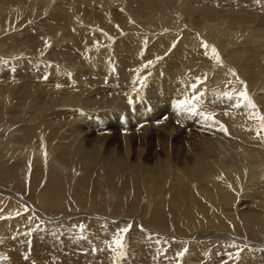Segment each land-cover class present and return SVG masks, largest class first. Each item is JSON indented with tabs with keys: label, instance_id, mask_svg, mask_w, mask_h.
I'll return each instance as SVG.
<instances>
[{
	"label": "bare ground",
	"instance_id": "6f19581e",
	"mask_svg": "<svg viewBox=\"0 0 264 264\" xmlns=\"http://www.w3.org/2000/svg\"><path fill=\"white\" fill-rule=\"evenodd\" d=\"M25 1L26 3L24 5V9L26 7V4L28 5L31 4V6L34 7L36 5L35 3L38 2V1L35 2V0L34 1L25 0ZM45 1L48 3L51 2V0H45ZM67 1L69 3L71 0H67ZM84 1H86L87 3L96 2L95 0H84ZM198 1L199 0H182L181 2H179V0H97L99 8H102L103 12L105 8L109 9L110 6H113V7L115 6V5H109V4L119 5V3L121 2L122 5L119 6V8H121L120 10L121 15L120 13L119 15L116 14L115 17H113L114 15H110L108 20H106L105 18V22H103L104 19L100 21L98 20V23L96 24H100L101 29L90 30L93 34L91 32H88L87 29H83L81 26L80 28L83 30L82 31L77 30L79 28H77L76 25H80L79 16L77 20V17L75 16L77 14H74L73 12L74 9H72L73 7H71V5L68 6L69 8H67L68 4L66 5V3L63 4L66 7L59 6L62 4L56 5V9H57L56 11H55V7H54L55 5H54L53 7H54L55 14L54 13L53 14L55 16V19L58 18L60 19V22H67L70 26V30H74L75 32L71 31L69 33L64 34V31H66L65 27L59 26L58 28H56L57 31L51 34V37H50V34H47L49 35L47 38L51 40L50 42L46 41L48 43L46 44L48 46L49 44H52L51 43L52 40H55V43L52 41L54 43L52 47L66 48L67 50L66 42L69 37V40L71 42L68 46L69 49L73 48L74 46L77 47L81 45V48L79 49V52H80L79 57L80 58L82 57V61L77 58L75 62L73 61L74 63H70L66 55L65 57H62L63 55L61 54L62 51L61 49H58V50H53L54 51L53 53L56 54L58 57H60V60L57 59L55 60L56 63H52L51 66L49 65V61H52L51 58L49 59V57H52V53L51 55L50 54L48 55L46 51H43L44 49L43 50L41 49L42 51L37 50L45 46V44L43 43V40L45 39L46 30H44L43 33L40 29H38L36 30V32H33V33L25 32L22 34H20L21 32L18 31V34L16 36L14 35L13 37H11V40H13L12 48L18 50L16 53H13L12 55V56L17 55V60L14 57L15 61H17V63L24 62V64L27 63L28 65H23V66H21L22 64L14 65V63L11 62L10 65H13V67L11 66V68L7 67V69L3 68L2 70H0V97L4 94L16 95L17 97L22 96L20 99H18V101L21 104L33 105L34 107L32 108V112L30 113L23 111V110L15 109V108L13 110H10V105L14 102V99H10V98H6L2 104V107H0L1 109V113H0V161H1L0 162V183H4L6 180L10 179L12 182L25 185L26 188H30V190H32L35 187H38L41 183H42V186L49 184L52 186L51 188L52 198L50 199L49 194L45 192L42 194V199H41L44 206L48 205L47 209L48 208L49 209L50 208L51 209H55V208L64 209L65 207H68L69 205L72 204L70 202L72 196L76 197L75 204L77 203V197L79 196L80 197L79 205L90 206L92 210L97 209L98 212H100V211H103L108 206L109 207L110 205L112 206V204L117 207L116 211L123 210L127 206H135L140 209L142 207L143 209L144 203L141 197L137 196V185L140 182V180H142V183H143L142 192L144 196L153 197L154 195H162L164 197H167L166 193H169L167 197L168 204L169 203L171 204V207L167 205L165 208L161 210H153L155 208L149 209L147 213H149L150 215H148L149 216L148 218L147 216L145 217L146 218L145 223L148 219L145 226H148V227L154 226V228L157 227L159 229H164L171 224H173L174 226H180L183 223H185V226L186 225L190 226L191 224L193 225V227H191V229H193L192 234L194 232V229L196 228L206 229L208 225L214 228L216 227L223 228L226 225L225 222L221 224H214L208 220L200 221L195 214L196 209H204L205 195L211 190V188L214 185H215L216 190L211 197L213 204H212V207L208 209V216L211 218V220L219 221V222H222L221 220L224 221L223 217L226 216L225 214L227 210L226 206L233 205L232 202H236L235 201L236 198L240 199V203L242 205H244V202H246L247 200V201L255 202V204H258L257 208L258 207H260V209L264 208V142L261 139L256 138L258 135L257 136L255 135L256 136L255 137L254 135L251 134V132L249 133V131L245 133L247 129L245 130V132H242L234 128L236 131L232 130L230 133H228L230 135L227 136L225 131H223L224 129L223 130L220 129V126H219L220 124L222 125V123L225 122L223 117H228L231 119V122H228L227 124H225L226 127H229L232 125L233 127L236 126L237 128L238 125L243 124L242 120H240V115H242L243 113L242 114L238 113L239 108L237 107L238 109L234 110L232 109V107H229L228 105H226L227 107L224 109L226 114L223 115L222 117L221 115L216 116L212 114L211 120L213 123L217 121L216 119L218 117H220L218 118L219 124L217 123L215 124L216 127L208 129L212 134L211 138L204 139L205 136L201 135L200 138H203L202 140H204V142L202 143L197 142L195 140L196 137H194V134L196 136L197 130L195 131L193 136L190 135L192 134V131L194 132L193 129L197 128L196 125H195L196 128L192 126L190 127V124L192 123H191L189 116H191L193 112H191L190 115L188 113H185V112H188L189 111L188 109L193 106L195 107V109H198V110H200L198 108V106L200 105L205 109H210V106H212L214 103L213 101L211 102V100L208 101V98L206 100L205 92L199 91L200 89H198L196 85V83L198 82L194 81V80H202L203 83L202 82L200 83H202L204 87H207L210 78L213 80H217L216 79L217 76L221 75L218 73L220 72V68H219V71L218 70L212 71L210 66L208 64H205V62L209 60L208 57H210V55H212V57L218 56L219 59L221 60H222V56L225 59L227 55H228L227 59H231V60L234 59L232 60L235 63L233 67L237 69V74L239 75V77H240V71L246 74L247 73L253 74L252 72L254 71L258 75L257 78L261 76V80L264 79L263 77L264 71L260 70L262 69V66L264 65V54L261 51L260 53H262V55H260L258 58L256 57V61H254V63L257 64L256 62H258L259 60L261 63H258V64L260 65H256L254 67L253 65L248 66V65H242L239 63V62H242L240 61V59L246 56V53L248 50L249 51L251 50V52H254V50H256L259 44H262V46L264 47V42L262 43L260 42V41H264V12H263L264 9L259 10V12H257L256 10H253L255 9L254 5L256 6L257 4L256 2H253L252 0H235L236 2L245 3L246 5H248L247 8H249V11L246 10L247 8L244 9V8H241V6L235 5V4L234 6H232L231 4V6H228V7L213 5L214 3H219L220 1H223V0H203L205 2L204 8L198 9V15L203 16V19H201L203 20V23L201 25H198L199 27L196 26L195 30L197 29L196 30L197 32H200V31L202 32L204 29H206L208 31L212 30L213 32V30L215 29L217 32H219V35L220 33L225 35L223 38L216 41V46H217L216 48L218 49V51L215 50V53H213L212 48L207 45L208 40L205 39L206 35L209 33H206V35L204 36L205 40H201L202 37H199L198 35H195L193 32L191 33L189 31L188 32L184 31L182 33L181 32L176 33L172 31L171 34H168L167 36L165 35V37H163L162 34L157 33L158 34L156 35L157 38L154 40H153L154 37L151 38V36L148 35L149 38L151 39L147 38L148 40H146L145 39L146 37L144 38L143 36H138L136 38V41H133V43H137L138 41H142L143 39L146 40L144 41L146 42L144 44H146L147 47L144 46V48H146L145 51L143 50L144 53L147 50L152 49V48H155L156 50L159 51V56L156 58L154 62L144 63V60H146L144 58V55L141 56L140 52H139L140 54L135 53L134 55L133 52H131L132 46L129 47L127 45L129 47L128 50L122 47L125 44L124 41H128V43H131L132 40L130 38H132L133 34L130 32L129 33L127 32L128 35L132 34V36L130 35V38L127 37V40H125L123 39L124 38L123 36L122 37L116 36V33H115V32L120 31L121 28L124 27L123 23H128L129 25H131V26H128L129 28H131V30L128 28L126 31H132V29H134L135 26L136 27L138 26L135 23L138 22L137 20L138 17L144 16L143 13L145 14V17H146V15H150L155 12L165 11L166 8L169 9V12L168 11L164 12L165 15L166 13L171 15L172 13L179 10L183 18L191 17V15L187 14L184 11V8L182 7L180 3H182L185 6H194V4L197 3ZM13 2L12 0H0V24L2 25L6 24L8 21H11L13 15H15L16 13L19 14V12H16L17 11L16 7H15V11L12 10ZM40 3H37V5L40 4L39 7L43 8L45 5H43L42 2ZM57 6L59 8H57ZM138 6L141 7L142 10H140L141 8H139ZM79 8H82V7H79ZM130 8L133 10V13L130 12L131 11ZM34 10L35 9H33V11ZM51 10H53L52 7L50 11ZM91 11H87L86 9L83 8L82 10H79L78 13H81L82 15H84L85 12H88V14L90 13L95 14L94 11L93 12ZM134 12H137L136 15L139 13H142V15L139 14L140 16L135 17V20H132L131 19L132 17L130 16H136V15H133L135 14ZM33 14L36 15L37 13L35 14L34 12ZM21 15H24V14H21ZM82 15H81V18H83ZM127 16L129 17V19H127ZM222 16L224 17V21H221ZM19 17L20 16L17 15V18ZM163 17L164 15L158 16L156 19H161ZM150 18L155 19V14L151 15ZM174 18H177V17L172 16V15L170 16V19L174 20ZM55 19L53 18V20ZM82 21H83L82 26H84L86 22L84 19H82ZM229 21L234 24L239 23L240 26L242 27V31L234 30L235 28L232 29L231 28L232 25L230 27ZM222 22H225V23H222ZM138 23H141V21ZM211 23H214V24H211ZM52 24L55 25L56 21L55 23H52ZM142 25H145V24L142 23ZM154 25H152L153 28L155 27ZM27 26H31V25H27ZM33 26H36V25H33ZM85 26H88V25L85 24ZM204 26L206 27L204 28ZM42 28L43 26L41 27V29ZM139 29H141V27ZM147 29L148 28H146V30ZM99 30L101 32H105L106 36L101 35L100 33V35L102 36L100 38L102 39L95 40L94 43H90L89 42L90 39H95L92 37V35H97V33H99L98 32ZM36 33L37 35H35ZM109 36H112V37L108 38ZM144 36L146 35L144 34ZM211 36L213 37L212 34ZM211 36L209 39H212ZM135 37L133 38L135 39ZM242 37H246L245 41L241 40ZM26 38H29V41H23ZM169 38H171L170 40H173L171 41L173 43H170L171 45H169L166 41L167 39L169 40ZM238 38H241L239 39L240 40L239 44L245 46V48L248 47L249 49H244V47L239 46L240 49L238 50L231 49V52H229L228 51L229 48L227 49L228 44H229V47H232L230 45L235 43L234 41L238 40ZM177 41L179 43L175 44V42L177 43ZM113 42H115L114 45H113ZM116 42H118L119 45L117 46L116 53L113 54L112 51H114L113 48L115 47ZM224 43H228L226 48H225ZM136 45L138 46L139 44H136ZM176 45H179V48L177 49L173 48V47H176ZM241 47L243 48L244 51H242ZM108 48L110 49V51ZM170 49H173V50L167 54V52ZM192 49H194L195 51L193 52ZM19 50H22V51H19ZM187 50L189 51L187 52ZM240 50L242 52H240ZM10 51L12 52L13 50H10ZM191 51L194 55L193 58H190V57H187V58L184 57V59L182 58L184 54L186 56H189ZM226 52H229V54H226ZM1 53H3V51ZM37 53L40 56L45 57L42 59L39 58L41 60L38 61L40 63H43L42 65L45 71L38 72L37 70H34L32 68V64L34 63L33 61H37L36 56H35V54L37 55ZM22 56H24L23 60H22ZM164 57H165L164 62L158 65V67H155L160 61H162ZM236 59L237 61H235ZM185 60H190V61H185ZM194 60H198V62H196L198 64V67L187 68L186 64H191L192 62H194ZM2 67L4 66L0 64V68ZM257 70L258 72H256ZM222 71L223 70H221V73ZM230 73L229 74L232 75V71ZM10 76H11V79L13 78L12 80H9ZM241 76H242V73H241ZM235 77H237V75ZM239 77L237 78L239 79ZM228 81H229V84L231 85L230 88H232L231 91L242 90L243 92L245 91L246 93H249V89H247L249 87L245 84L244 80L237 81L235 79H228ZM255 81L256 80L249 81V85L251 84L250 85L251 91L252 89H255V85L257 84V83L255 84ZM263 84H264V80H263V83L260 84V86H263ZM228 85L227 87L229 88ZM216 87L219 88L218 85ZM253 92L255 91L253 90ZM210 93L212 92L210 91ZM218 93H219V96L218 97L216 96V97L217 99H220L222 89H221V93L220 92ZM226 93L228 94V92ZM214 94L216 95V92H214ZM214 94L212 93L211 96ZM234 94L236 93L234 92ZM257 95L258 93L256 91V96ZM213 97H211L210 99H212ZM224 99H226L225 96H224ZM234 99H233V103H231L230 101L229 104H233V106H236L237 103H235L236 105H234V102H235ZM239 99L241 100V98L239 97L236 98V100H238V103H239ZM184 101H188V103L186 105H182L181 102H184ZM209 102H211L212 105H210ZM261 105L263 106V104ZM168 111H172V115L174 116L181 115L180 117H182V115H186L187 120H188V123H187V120H186V123L188 124L189 129L183 135L182 133H179L180 139H181L180 141H183L182 144L184 146H177V148H175L177 151L175 152L176 154H174L173 158L171 157L167 158L164 163L163 161H160V159H156L155 163H153L152 165L149 164V159L151 158V155L149 153H147V156H148L147 158H143L142 153H141V156L139 157L135 156V158L131 157V155L128 152H126L123 156V153L127 150H130L131 148V145L129 144V142H126L125 146H122L123 148V150L121 148V150L123 151L122 154H116L115 152L116 150L114 151L113 148H107L108 145L105 146V144L102 141L87 139L82 136V131L84 127L85 128L94 127L97 125H99V127L100 125L107 127L109 125V122L111 121L113 122L116 120L117 121L122 120L124 123H126L128 122V119L130 118V116H134V120H132L133 124H136V126L138 125L137 127L139 129L138 128H136L137 130L135 129V131L133 132L135 133V135L133 134V136L134 137L138 135L143 136V134H145L147 141L149 142L151 141V143L153 139H156L154 141H157V140L164 141L166 144L160 147L164 148L166 151H164V149H162V151L167 156H172V152L169 150L168 147L170 145H173L174 138H176L177 134L175 135V137H173L172 139L173 142L170 139V137L173 135L174 131H176L177 133L180 130H182L180 128H182V126L184 125L183 122L185 120L181 122L183 125L174 126L172 123L175 122V119H172L173 117H169L168 115L167 116L168 118L166 117L167 122L164 121V123H162V130L158 129V131L157 129H151L152 128L151 125L144 124V121L149 119L150 117H155L154 119L156 121L157 120L156 116L161 115L160 112L167 113ZM217 112L219 113V111ZM217 112L215 111V113ZM200 116L201 115H199V117ZM202 117L203 116H201V118ZM78 119H81V121H79ZM206 119H209V118H206ZM75 120H78L79 122L75 123ZM204 120L205 119H203V121ZM195 121L197 120L193 119V122ZM205 121L207 122V120ZM14 122H18L20 125L16 132L8 127L9 124L14 123ZM152 123L156 124L154 120ZM163 124L164 125L166 124L167 128L164 127L163 129V126H164ZM210 124L209 126H211ZM168 125L169 126L172 125L173 127L172 126L169 127ZM244 125H246V122L242 126ZM158 126L157 128L160 127ZM246 126H249V124H247ZM233 127L232 128L229 127V128L233 129ZM256 131H259V130H256ZM3 135H5L10 140L9 146L6 143V140L3 137ZM185 149H187L188 152H186ZM177 152L180 153V155ZM10 158H13L15 163L11 164L12 166L10 168L5 169L4 167L10 164L9 162ZM110 158H116V159H114L113 161H110ZM31 165H34V168L32 170H31ZM53 165H55V167ZM66 177L68 179H65ZM90 177H94L92 180L93 183L91 182L90 185L87 186V180ZM169 181H171L170 182L171 187H169L170 189L168 188L170 192L169 191L167 192L168 189L165 188L166 189L165 190L164 186ZM230 188L240 189V193L233 192ZM86 190H88V193L84 192ZM91 190L93 191V194L90 193ZM243 190L251 193V195L244 194ZM11 194H13V192H11ZM83 195L86 196V199L83 198ZM224 195H229V196H224ZM170 196L171 198H169ZM118 197H121V199L117 200L116 198ZM248 197L250 199H248ZM113 198H115V200ZM242 198L243 200H245L244 202L241 201ZM1 201H5V200L0 199V202ZM121 201L123 202V205H120ZM67 202H68V205H67ZM28 203H31L32 205V202L28 201ZM36 203L39 204L40 207H43L38 200L34 202L35 205H37ZM154 205L155 206L158 205L157 201H155ZM12 207L13 206H11V209ZM219 210H221L220 212L221 214L217 213ZM3 211L6 212L5 209ZM240 211L238 213H240L239 216L242 219L243 217L242 215L245 212H240ZM4 212L0 210V215H2ZM173 212L175 214H172ZM258 212L259 214H261L260 211ZM258 212H251V213H254V215H257ZM100 213L102 214V212ZM83 215L85 214L83 213ZM173 215L175 216V220L170 222L169 220H171ZM198 215L202 219L206 218V215L201 212H198ZM229 216H232V215L229 214ZM73 217L74 216H72V219L74 221H78L79 225H81L80 224L81 222L85 223L88 220H91L89 216L88 217L83 216L82 219L73 218ZM68 219H71V218H68ZM68 219H64L63 221H66ZM75 219H78V220H75ZM243 220L245 221L244 225L246 224L247 227H250L252 222H253V225L258 224V220L254 216L250 220H248V218L246 217H243ZM247 220L249 221L250 225L248 224ZM15 221H17V219ZM96 221L98 223L100 222L98 219ZM159 221H163L162 224H159ZM66 223L68 222L66 221ZM8 224L9 223H7L6 225ZM25 226L27 225H24V227ZM42 227L46 228L45 226H42ZM6 228L7 226H4V222H0V235L2 234V232L3 233L5 232ZM50 228L47 227V229L45 230H48L49 232L53 233V229H50ZM67 228H69V230L72 231V228L70 227H66V228L63 227V230H66ZM188 228L190 229V227ZM77 229H80V228L79 227L74 228V230H77ZM107 229L112 230L113 225L107 226ZM189 229L187 230V232L189 231ZM98 230H99V227L97 231ZM139 230L141 232V229ZM94 231H96V229ZM180 231L183 232V229ZM198 231L200 230H197V232ZM204 231L202 230V233L198 232L199 233L198 237L191 239L194 242L191 241L192 243L190 242V244H188L189 242L188 241L187 245L185 242L183 244L184 247L186 245V248H189V247L191 248V246L196 243V247H193V248H196L195 251L192 250V248L190 249L191 251H194L196 253L197 243L202 241L201 240V237H202L205 240H209V242L215 241V242L221 243V246L218 245V247L216 248L217 252L218 250H220V248H224V245L226 244L223 245V241L225 240L223 238L226 237V234L220 233L222 235L219 236L216 233L212 234V233H208V231L207 232L206 231L204 232ZM229 231H231L230 228H228V231H227L228 235L231 234L229 233ZM100 232L102 231L100 230ZM9 234H8V237H9ZM17 234H20V233H17ZM70 234L77 235V232L76 231L70 232ZM102 234L99 233V235H102ZM145 234H146V230H145ZM149 234L152 235V233H149ZM251 234L253 235V233ZM252 235H248L246 237L244 236L241 237L240 235H237L236 239L237 238L239 239L229 240L226 238V241H228L229 243L231 241L233 242L236 241V244L238 243L239 246L234 243L235 247L238 246L240 248L243 244L242 248L244 249V246H245L244 242L247 241L249 243L250 242L254 243L251 240L254 237ZM140 236L143 238V240L146 241V237L142 235V233L139 234L137 237H140ZM156 236H155V239H156ZM60 237L61 236H59V238ZM129 237H132V234ZM30 238L32 239V237ZM162 238L160 237V239L159 238L158 240L156 239L155 242L152 239L153 244L150 246L149 244L152 243L151 240H149V244L147 240L148 245H143L140 242L139 243L140 246L139 244L135 245L133 242L134 248H132V246L131 248L132 250L139 249L141 251L151 252L153 258L155 257L159 258L160 248L162 249V242L164 240V239L161 240ZM218 239H220V241ZM159 240H161V244ZM57 241H58V238H57ZM134 241L136 242V239ZM232 244L231 246L233 247ZM215 245L216 244L213 243V247ZM112 246L114 247V245ZM125 246H129V245H125ZM144 246H147V248H145ZM202 246L203 244L201 243H200V246L198 245V247H202ZM228 246L229 245H227V248L225 249L231 248V246H229V248ZM131 248L129 249L127 247V249L129 250H131ZM166 249L168 251V247L167 248L165 247V249L163 250H166ZM205 249L206 248H203L202 249L203 251L199 249L198 253L201 252V254H203L204 256V251L205 253L207 252V250ZM253 249L252 250L249 249V251L245 253L242 252L243 254L242 264H252L253 261L255 262L256 260H259L261 258V257L258 258L259 253H257L256 251L252 252ZM107 250H108V253L111 254L110 250L109 249ZM214 250L215 248L213 249V251ZM237 250L238 249L236 248L235 252H237ZM111 251H114V249ZM244 251H246V249H244ZM250 251L251 253H249ZM217 252L216 253L214 252V253L218 254ZM220 252L222 253V251H219V253ZM228 252H231V251H228ZM228 252H225V253H228ZM112 253L115 254V251ZM158 253H159V256H158ZM188 253H189V250H188ZM98 254L99 255L97 258L100 257L101 253H98ZM134 254L135 253H133V255ZM207 254H209L210 258H212L211 261H213L212 262L213 264H215V261H218V258H215V257H217L219 254L217 256H215L214 254V258L217 259L215 261L212 255H210V253L207 252ZM223 254H220L222 257V260L224 256ZM198 255L196 254L199 260ZM246 255H248L247 257H250V258L243 259ZM203 256L201 255V257ZM206 256H205V261L202 260L205 263H206V260H208ZM108 257L110 258L109 254L107 255V259ZM189 257H191V255ZM78 258L80 259V257ZM136 258L138 257L136 256L135 259ZM139 258L144 260V258H148V257H143V258L139 257ZM150 258H149V261L151 262ZM192 258L193 257H191V259ZM261 259L263 260L264 258L262 257ZM181 260L183 261L182 258ZM101 261L98 263L101 264ZM208 261L211 264V261L210 260ZM74 262L75 261L73 260V262L71 263L68 262V264H72V263L79 264L80 263V262L78 263V260L77 262L75 263ZM91 262H89V264ZM122 262H123L122 264L126 263V261H122ZM158 262L160 263V261ZM180 262L181 261H179V263ZM61 264H65V262L63 261Z\"/></svg>",
	"mask_w": 264,
	"mask_h": 264
},
{
	"label": "rangeland",
	"instance_id": "374dc122",
	"mask_svg": "<svg viewBox=\"0 0 264 264\" xmlns=\"http://www.w3.org/2000/svg\"><path fill=\"white\" fill-rule=\"evenodd\" d=\"M32 1H34V0H32ZM39 1L42 2L43 5H45L43 8H40L39 7L40 4H41ZM95 1L96 2L92 1L94 3H91V2H88L87 3L84 0H81V1H79V0H71L68 3L67 0H60V1L59 0H51V2L48 3L45 0L44 1L43 0H35V2L40 3V4L37 5V3H35L36 4L34 6L35 8L32 7L31 4L30 5L26 4V7L24 9V5L26 3L25 0H21V2H20V0H18V1L17 0H14V2H13V0H12V2H13L12 3L13 4L12 5V8H13L12 10L15 11V7H16V9H17L16 12H19L20 15L16 13L15 15H13L11 21H8L6 24H3V25L0 24V29H1L0 30V53L3 51V53L0 54V57L1 58L3 57L2 59L0 58V61H1L0 64H2L4 66V67L0 68V70H2L3 68H6L7 69V67L8 68H11V66L13 67V65H10L11 62L14 63V65L15 64L16 65L17 64H22L21 66L28 65L27 63L24 64V62L17 63V61H15V59L17 60V55L12 56L13 53H16L18 50L12 48L13 40H11V37H13L14 35L16 36L18 34V31L21 32L20 34H22V33H25V32L33 33V32H36V30H38V29H40L42 31V33H43L44 30H46L45 31V39L43 40V43L45 44V46L44 47H41V48H39L37 50L40 51L41 49L42 50L44 49L43 51H46L48 53V55L49 54L51 55V53H52V57H49V59L51 58V60L53 61V62L52 61H49V65L50 66H51L52 63H56L55 60H57V59L60 60V57H58L56 54L53 53L54 52L53 50H58V49H61V51H62L61 54H63L62 57H65V55H66V57L69 59L70 63H74L77 60V58L82 61V57L81 58L79 57V54H80L79 49L81 48V45H79L77 47L74 46L73 48L69 49L68 46H69V44L71 42H70L69 37H68V40L66 42L67 50H66V48L52 47V45L55 43V40H52L54 43L51 41L52 44H49L47 46V44H48L47 42H50V40H51V39H48L47 38L49 36L47 34H50V37H51V34L53 32H55V31H57L56 28H58L59 26L65 27L66 31H64V34L69 33L71 31L72 32H75L74 30H70V26H69V24L67 22H60V19H58V18L55 19V16H54L55 13L54 12L57 10L56 9V5H59V4H62V5H59V6L66 7V6L63 5V4L66 3V5L68 4L67 5V8H69L68 6H70V5H71V7H73L72 8V9H74L73 12H74V14H77V15H75L77 17V20H78V16H79V21H80V25H76V27L79 28L77 30H81V31L83 29H87L88 32H91L90 30H92V29H101L100 24H96V23H98V20L100 21V20H103L104 19L103 22H105V18H106V20H108L110 15H114L113 17H115L116 14L119 15V13L121 15V12H120L121 8H119V6L122 5L121 2L119 3V5L118 4L117 5L116 4H109V5H115V6L114 7L113 6H110L109 9L108 8H105L104 9V12H103L102 8H99V5H98L97 0H95ZM181 1L182 0H179V2H181ZM252 1L253 2H256V4H257L256 6L254 5V8L255 9L252 8L253 10H256L257 12H259V10H263L264 9V4H263L264 3V0H252ZM207 3H209V2H207ZM180 4L184 8V11L187 14L191 15V17H187V18L184 17L183 18V16L181 15L180 11L177 10L178 12L176 11V12H174V13L171 14L172 16H176L177 17V18H174V20H172V19H170V16H171L170 14H167V13H166V15L164 14V12H167V11L169 12V9H167V8H166L165 11L153 13V14H155V19L150 18V16L153 15V14L146 15V17H145V14L144 13H143L144 16H140L139 14L142 15V13H139V14L136 15L137 12H134L135 14H133V15H136V16H130V17H132L131 19L132 20H135V17L140 16V17L137 18V20H138V22L141 21V23L136 22L135 24L138 25V26L137 27L135 26V28L132 29V31H126L129 28L128 26H131V25H129L128 23H123V26L124 27L121 28L120 31L115 32L116 33V36H121V37L123 36L124 37L123 39H125V40H127V37L130 38V35L132 36V34H133L132 38H130L132 40L131 43H128V41H124V43H125L124 45L125 46L123 45L122 47L124 49L128 50V48L132 46L131 47V52H133L134 55H135V53H139L140 52L141 53V56L144 55V58L146 59V60H144V63H150V62H154L156 60V58L159 56V51L156 50L155 48H152V49L147 50L144 53V51L146 49V48H144V46L147 47V45L144 44V43H146L144 41H146L148 39H151L153 37H154L153 38V40H154V39L157 38L156 35H158V34H162V36L165 37V35L167 36L168 34H171L172 31L173 32H176V33L177 32H181L182 33L184 31H187V32L189 31L191 33L193 32L195 35H198L199 37H202V39L199 38L201 40H205V39L208 40L207 41L208 42L207 45L210 46L212 49H215V50L218 51V49L216 48L217 47L216 46V41L219 40V39H221V38H223L225 35H223L222 33H220V35L222 34L220 36L219 35V32H217L215 29L213 30V32H212V30L211 31H208L206 29H204L202 32L201 31L200 32H197L196 31L197 29L195 30L196 26L199 27L198 25H201L203 23V20H201V19H203V16H201V15L199 16L198 15V9L199 8H204L205 2L203 0H199L197 3L194 4V6H185L182 3H180ZM231 4H232V6H234V4L235 5H239V6H241V8H244V9H246L248 7V5H246L245 3H239V2H236L235 0H223V1H220L219 3H214L213 5L228 7V6H231ZM261 4H263V5H261ZM29 6H30V8H29ZM53 6L55 7V11H54V7ZM51 7L53 8V10L50 11ZM79 7H82V8H79ZM57 8H59V7L57 6ZM83 8L86 9L87 11H91L92 10L91 12L94 11L95 14H93V13L88 14V12H85L86 14L84 13V15H82L81 13H78V11L79 10H82ZM139 8H141V7H139ZM21 9H22V11H21ZM33 9H35V10L33 11ZM94 9H96V10H94ZM140 10H142V8ZM246 10L249 11V8H247ZM34 12H35V14L36 13L37 14L34 15L33 14ZM109 12H111V13H109ZM130 12L133 13V10L131 9ZM104 13H106V14H104ZM21 14H24V15H21ZM80 14L83 16V18H81V15ZM162 14L165 17V18L163 17L164 20H163V18L156 19L158 16H163ZM17 15L20 16V17L17 18ZM28 15L31 16V17H29ZM21 16H22V18H21ZM104 16H106V17H104ZM14 18H15L16 21L14 20ZM53 18L55 20H53ZM51 19L53 20V22H52ZM82 19L85 20V22H86L85 24H87L89 26V28H88V26H85V24H84V26H82V22H83ZM127 19H129L128 16H127ZM221 19H222L221 21H224V17L223 16H222ZM147 20L149 21V23H148ZM33 21H34V23H33ZM55 21H56V24L53 25L52 23H55ZM89 21H91L92 23L89 22ZM95 21H97V22H95ZM46 23H47V25H46ZM142 23L145 24L146 27H145V25H142ZM222 23H225V22H222ZM229 23H230L229 24L230 27L232 25V27H231L232 29L235 28L234 30H241L242 31V27L240 26L239 23H237L238 25L237 24H234V23H231L230 21H229ZM40 24H41V26H40ZM48 24H49V26H48ZM211 24H214V23H211ZM227 24H228V22H227ZM27 25H31L32 28H31V26H27ZM33 25H36V26H33ZM152 25L155 26L154 27L155 29L153 28ZM156 25H157V27H156ZM172 25L174 27H176V28H174ZM224 25H226V24H224ZM42 26H43V28L41 29ZM80 26L83 29H81ZM66 27H68V28H66ZM140 27H141V29H139ZM144 27H145V29H144ZM170 27H172V28H170ZM205 27L206 26H204V28ZM146 28H148V29L146 30ZM9 29H11V30H9ZM16 29H18V30H16ZM129 29L131 30V28H129ZM142 30H144V31H142ZM174 30H176V31H174ZM98 32L99 33H97V35H92V37L95 38V39H90L89 40L90 43H94L95 40L102 39V38H100V37H102L101 35L106 36L105 35L106 34L105 32H101L100 30ZM127 32L128 33L130 32L132 34H129L128 35ZM2 33H3V35H2ZM100 33H101V35H100ZM143 33L146 36H144ZM164 33H166V34H164ZM201 33H203V34H201ZM206 33H209V34L206 35ZM211 34L213 35V37L211 36ZM35 35H37V33ZM148 35H150L151 38H149ZM205 35H206V38L204 37ZM138 36H143L144 38L146 37L145 38L146 40L143 39L142 41H138L137 43H133V41H136V38ZM210 36H211L212 39H209ZM111 37L112 36H109L108 38H111ZM133 37H135V39ZM170 39L171 38H169V40L168 39L166 40L169 45H171L170 43H173V42H171L173 40H170ZM179 39H178V41H179ZM235 39H237V38H235ZM239 39H241V38H238V40H235L234 41L235 43H233V44L230 45L232 47H229V44L228 43H224L225 44V48L227 47V44H228L227 49L229 48V50H228L229 52H231V49L232 50H235V49L238 50V49H240L239 46L244 47V49H249L248 47L245 48V46L239 44V42H240ZM245 39H246V37H242L241 40L242 41H245ZM23 41H29V38H26ZM178 41H177V43L175 42V44H178L179 43ZM237 41H238V43H237ZM260 42L262 43L264 41H260ZM114 43L115 42H113V45H114ZM1 44H2V46H1ZM3 44H4V46H3ZM136 44H139V45L137 46ZM211 44H212V46H211ZM118 45H119L118 42H116L115 47L113 48L114 51H112L113 54L116 53V49H117V46ZM133 45H135V46H133ZM242 47H241V49H242V51H244ZM173 48H176L177 49V48H179V45H176V47H173ZM124 49H123V51H124ZM10 50H13L14 52L13 51L11 52ZM172 50L173 49H170L167 52V54L170 53ZM196 50H198V49H196ZM19 51H22V50H19ZM109 51H110V49H109ZM188 51L189 50H187V52ZM192 51L194 52L195 50L192 49ZM192 51H191L190 55L187 53L189 56H186L184 54V56H182V58L183 59H184V57H186V58L187 57L193 58L194 55H193ZM242 51L240 50V52H242ZM260 51L264 54V47L262 46V44H259L258 47L256 48V50H254V52H251V50L250 51L248 50L247 53H246V56H244V57H242L240 59V61H242V62H239V63L242 64V65H248V66L253 65L254 67L256 65H260V64H258V63H261L259 60H258V62H256L257 64L254 63V61H256V57L258 58L260 55H262V53H260ZM229 52H226V54H229ZM6 54H7V56H6ZM8 56H10V57H8ZM35 56H36V60L37 61H33L34 63L32 64V68L34 70H37L38 72L39 71H45L44 68H43V65H42L43 63L38 62L39 60H41L42 58H45V57L40 56L38 53H37V55L35 54ZM14 57H15V59H14ZM227 57H228V55H227ZM227 57L224 59V57L222 56V60L221 59H216V58L212 57V55H210V57H208L209 60L206 61L205 64H208L210 66V68H211L212 71L213 70H218L219 71V68H220V72H218V73L221 74V75L217 76V78H216L217 80H213V79L210 78L207 87H204L202 85V83H203L202 80H194L195 82H198V83H196V85H197L198 89H200L199 91H201V92L204 91L205 92V95H206V100L208 98V101H210V100H211V102L213 101L214 102L213 103L214 106L212 105L211 102H209V104L212 105V106L209 105L210 106V109H205L201 105L198 106V108L200 110H198V109H195V110H196V113H203L204 114V115H201V116H203L202 118H201V116L199 117V114H195V113H192L191 116H189V118L191 120V123L194 125L193 126L192 124H190V127L192 126V127L196 128V126H197L196 129H193L194 132L192 131V134H190V135L193 136V134L195 133V131L196 130L197 131L199 130L198 131L199 133L196 131V136L194 134V137H196L195 140L197 142H201V143L204 142V140H202L203 138H200L201 135H204L205 136L204 139L211 138V135L212 134H211V132L208 129L209 128L216 127L215 124H217V123L219 124L218 118H220V117H218L216 119L217 121L213 123L212 120H211L212 114L213 115H216V116L217 115H221V117H222L223 115L226 114V112H225L224 109L227 107L226 105H228L229 107H232V109H234V110L239 108V112L238 113H240V114L243 113L242 115H240V120H242L243 124H245V122H246V125L249 124V126H246V125L242 126L243 124L239 123V124H241V125H238L239 127L237 126V128H236V126L233 127L231 125L229 127L230 128L233 127V129H230L229 127H226L225 124H227L228 122H231V119L228 118V117H223V119H224L225 122L222 123V125L221 124L219 125L220 126V129H222V130L224 129L223 131H225V133L227 134V136L230 135L228 133H230L232 130L233 131L239 130V131L245 132V130L247 129L245 133H247V131H249V133L251 132V134L254 135V136L255 135L256 136L258 135L257 137L256 136L255 137L258 138V139H261L264 142V127H262L261 120L259 119V116H264V109H263L264 108V98H262V97H264V93H263L264 92V84H263V86H260V84L263 83V80L264 79L261 80V76H260L259 77L260 80H259V78H257L258 75L254 71L252 72L253 74H248V73L246 74V73L240 71V77H239V75L237 74V69H235L233 67V65L235 63L232 60H234V59H232V60L231 59H227ZM23 58H24V56H22V60H23ZM39 58H41V59H39ZM12 59H14V60H12ZM164 60H165V57L155 67H158V65H160L161 63H163ZM185 61H190V60H185ZM235 61H237V59ZM37 62H38V64H37ZM196 62H198V60H194V62H192L191 64H186V67L187 68L198 67V64ZM46 63H48V62H46ZM263 67H264V65L262 66V69H260L261 71H264V68ZM221 70H223L222 73H221ZM231 71H232V75H230L231 74L230 73ZM9 72H11V71H9ZM256 72H258V70ZM223 73H225V74H223ZM241 73H242V76H241ZM236 75H237V77H239V79L237 77H235ZM12 79H11V76H10V79L9 80H12ZM228 79H235L237 81H243V80L245 81V84L249 87V88H247V89H249V93H247V95L251 99V101L253 102V104L255 105V108L249 107L247 105V102L245 101V103H244L243 98L242 97H239L238 94L240 92H243L242 90L231 91L232 88H230L231 85L229 84ZM254 80H256L255 81V84L256 83L257 84L255 85V89H252V91H251V88H250V85L251 84L249 85V81H254ZM15 82H16V80H15ZM200 82H202V83H200ZM215 85L216 86L218 85L219 88H217ZM224 85H226V86H224ZM227 85L229 86V88L227 87ZM221 89H222V93H223V95L225 96L226 99H224V96L221 93ZM209 90L213 94H214V92H216V95L214 94V95L211 96L212 93H210ZM253 90L255 92H253ZM256 91L258 93V95H257L258 97L256 96ZM218 92L221 93L220 99H217V97L219 96V93ZM226 92H228V94ZM234 92L236 94H234ZM208 95H210V96H208ZM228 96L231 97V98H229ZM21 97L22 96L17 97L16 95L4 94V95H2L0 97V107H2V104H3V102H4V100L6 98H10V99H14V102L10 105V110H13L15 108V109H18V110L26 111L28 113L32 112V108L34 106L33 105H27V104H21L18 101V99H20ZM211 97H213V98L210 99ZM237 97L241 98V100L239 99L240 106L238 108H237V105L235 104V103H238V100H236ZM233 99L235 101L234 102V105H236V106H233V104H229L230 101H231V103H233ZM254 100H255V102H254ZM225 101H226V103H225ZM223 104H225V105H223ZM261 104H263V106ZM219 105L222 106V107H220ZM254 110H255V112H254ZM215 111L216 112L219 111V113L217 112L218 113L217 114V113H215ZM247 111H249V112H247ZM0 113H1V109H0ZM160 113H161V115H159V116L157 115L156 116L157 117L156 118L157 119L156 121L154 119L155 117H150L149 119H147V120L144 121V124L145 125H147V124L148 125H151V127H152L151 129H157V131H158V129L159 130H162V123H164V121L167 122L166 119L168 118L167 117L168 115H169V117H173L172 119H175V122L172 123L174 126L175 125H180L181 126V125L184 124L182 126V128H180L182 130H180L177 133H176V131H174L173 132V135L174 136L172 135L170 137V139L172 140L173 137H175V135L177 134L176 135V138H174V142L172 140L173 145H170L168 147L169 150L172 152V156H167L162 151V149H164V148H161L160 146H163V145L166 144L164 141H162V140H160V141H158V140L157 141H154L156 139H153V141L151 143V141L150 142L147 141L145 134H143V136H139L138 134H137L138 136H135V137L133 136V134L135 135V133H133V132L135 131L136 128H138L137 127L138 125L136 126V124H133V121L132 120H134V116H130V118H129L130 121L128 119V122H126V123H124L122 120L121 121L120 120H118V121L116 120V121H113V122L112 121L109 122V125L107 127H104L102 125H100V127H99V125L94 126V127H87V128L84 127L83 128V131H82V136L84 138H87V139L100 140V141H102L105 144V146L108 145L107 148H113L114 151L116 150L115 151L116 154H122V152H123L122 151L123 150L122 146H125V143L126 142H129V144L131 145V148H130V150L125 151L123 153V156H124V154L126 152H128L131 155V157H134L135 158V156H138V157L141 156V153H142L143 154V158H147L148 157L147 156V153H149L151 155V158L149 159V164L152 165L153 163H155L156 162V159H160V161H163V163H164L167 158H170V157L173 158L174 154H176L175 152L177 150L175 148H177V146H184L182 144L183 141H180L181 139H180V134L179 133H182V135H183V134H185L188 131L189 128H188V124H187L188 123V120H187V116L186 115H182V117H183L182 118V117H180L181 115H179V116L178 115L177 116L172 115V111H168L167 113H164V112H160ZM185 113H188L190 115L191 111H188V112H185ZM257 113H259V114H257ZM204 116L206 118H209V119H206ZM207 116H209V117H207ZM164 117H165V119H164ZM185 117H186V119H185ZM193 119L197 120L198 122L197 121L193 122ZM203 119L207 120V122L205 120L203 121ZM78 120L81 121V119H78ZM78 120H75V123L76 122H79ZM153 120H154V122H156V124L154 123L155 125L152 123ZM186 120H187V123H186ZM181 122H183V124ZM210 123H212V124H210ZM158 124H159L160 127L158 126ZM209 124L211 126H209ZM165 125L163 126V129H164V127L167 128V125L166 126ZM19 126L20 125H19L18 122H14V123H11V124L8 125V127L10 129H12L13 131H15V132L17 131V129L19 128ZM157 126L159 128H157ZM171 126H169V127H171ZM198 127L200 129L202 127L203 130L202 129L200 130ZM132 129H133V131H132ZM168 129H170V128H168ZM256 130H259V131H256ZM261 135H262V137H261ZM3 137L5 138L6 143L9 146L10 140L5 135H3ZM133 137H134V139H133ZM121 148H122V150H121ZM164 151H166V150L164 149ZM185 151L188 152L187 149H185ZM178 154L180 155V153H178ZM114 159H116V158H110V161H113ZM173 161H175V160H173ZM9 162H10V164H8L6 167H4L5 169L10 168L12 166L11 164H14L15 163L13 158H10L9 159ZM53 166L55 167V165H53ZM33 168H34V165H31V170ZM102 175H104V174H102ZM93 178L94 177H90L87 180V186L90 185V183L92 182ZM65 179H68V178L66 177ZM170 182L171 181H169L168 183H166V185L164 186V189L165 188L168 189L169 187H171L170 186ZM41 186H42V183L38 187H35L32 190H30V188H26L25 185L18 184L16 182H12L10 179L9 180H6L4 183H0V199L5 200V201H1L0 202V210L2 212H4L3 211L4 209L6 210V212H4L2 215H0V217H1L0 218V222H4V226H7V228L5 230L6 233L5 232L4 233L2 232V234L0 235V239H1L0 240V264H61L63 261L65 262V264L66 263L68 264V262L71 263V262H73V260L75 262H77V260H78V263L80 262L79 264H89V262H91V261L93 262V264H100L98 262H100L101 260H102L101 261V264H122L123 263L122 261H126V263H124V264H127V263L128 264H144V263L145 264H149V263H151V264H157V263L158 264H161V263H163V264H165V263H167V264H178L179 261H181L180 262L181 264H186L188 261H190V262H188L187 264H195V263L196 264H198V263L199 264H208L209 263L208 260L211 261L212 258L209 257V254H207V252L210 253V255H212V257L214 258V254L217 252V249L216 248L218 247V245L221 246V243H218V242H215V241L209 242V240H205V239H203L201 237V240L202 241H200L199 243H197V252L196 253L194 252L196 248H193V247H196V243L194 244L195 246L194 245L191 246L192 250H194V251H191L190 250L191 248L189 246H188L189 248H186L187 242L189 241L188 244H190V242L192 241L191 239H194V238L198 237V234L199 233H202V230L203 231L205 230L206 232L208 231V233H212V234L213 233H216L219 236L222 235V234H226V237H224V238L222 237L223 239H225L223 241V245L224 244H226V245H224V248H220V250H218L217 253L219 255L218 254H215V256L218 255L217 257H215V258H218V261H215L217 259L214 258L215 264L216 263L217 264H240V263L242 264L243 263L242 262V255H243L242 252L245 253V252L249 251V249L252 250L253 248L254 249H253L252 252H255L256 251L257 253H259L258 258H260V257L261 258L262 257L264 258V208H261V209H260V207L257 208V205L258 204H255V202H252V201H247L246 200V202H244L245 200H243V198H242L241 201L244 202V205H242L240 203V199L239 198H236L235 199L236 202H232L233 205H227L226 206L227 207V210H226V213H225L226 216L223 217L224 221L221 220L222 222H219V221L211 220V218L208 216V209L210 207H212V204H213V202L211 200V197H212V195L214 194V192L216 190L215 189V185L205 195L204 209H196L195 214H196L197 218L200 221H206V220H208V221H210L211 223H214V224H221V223H224L225 222L226 225L223 228L221 227L222 230H221L220 227L214 228V227H210V225H208L209 227L207 226L206 229H204V228H196V229H194L195 234L193 232L194 235L192 234L193 229H191V227H193V225H191V224H190V226H187V225L185 226V223H183L180 226H174L173 224H171L173 226L169 225V226H167L164 229H159L157 227H155V228H157V229H155L154 226H152V227L149 226L151 228H149L148 226H145V224L148 221V219H147V221L145 223V220H146L145 217L147 216V218H148L149 217L148 215H150L149 213H147V211L149 209L155 208L153 210H161V209L165 208L167 205L171 207V204L170 203L168 204V198L167 197H168L169 193H166V196L167 197H164L162 195H154L153 197L144 196V194L142 192V190H143L142 180H140V182L137 185V196L141 197V199H142V201L144 203V208H143L144 211H143L142 207H141V209H142L141 210L140 208H137L135 206H127L123 210L116 211V208L117 207L112 204L113 207L110 205V207L108 206L109 208L107 207L103 211H100V212H102V214L100 212H98L97 209L96 210L95 209L92 210L90 206H84L83 205L84 206L83 207V206L79 205V200H80V197L79 196H78L79 198L77 197V203L76 204H75L76 197L75 196H72V198L70 200V202L72 204L69 205L68 207H65L64 209H61V208H58V209L57 208H55V209H51V208L49 209L48 208L47 209V206L48 205L47 206H44L43 203H42V200H41L42 199V194L45 193V192L48 193L49 196H50V199H51L52 198V190H51L52 186L49 185V184L48 185H45V186H42V187ZM169 189L167 190V192L168 191L170 192ZM231 190L233 192H239L240 193V189H231ZM11 192H13V194H11ZM84 192L85 193H88V190H86ZM90 193L93 194V191L91 190ZM243 193L244 194H247V195H251V193L246 192L245 190H243ZM121 196H123V195H121ZM224 196H229V195H224ZM83 198L86 199V196L83 195ZM169 198H171V196ZM113 199L115 200V198H113ZM116 199L117 200L118 199H121V197H118ZM248 199H250V198L248 197ZM37 200L40 202V204L44 208L43 207H40L39 204H37V203L36 204L38 206L34 204V202L37 201ZM28 201L32 202V205H31V203H28ZM155 201H157V203H158L157 206L154 205ZM68 202H67V205H68ZM169 202H171V201H169ZM120 205H123V202L122 201L120 202ZM11 206H13L12 209H11ZM112 208H114V209H112ZM241 209H243V210H241ZM170 211H172V210H170ZM239 211L240 212H245L247 215L245 213H243L242 216L248 218V220H250L254 216L258 220V224L257 225H253V222H252L251 223L252 226H251L250 223H249V221L247 220V222L250 225V227H247L246 224L244 225L245 221L243 220V217L242 216H241L242 219L240 218V216H239L240 213H238ZM258 211H260L261 214H259ZM198 212H201V213L205 214L206 215V218H203L202 219L198 215ZM220 212H221V210H219L217 213L221 214ZM251 212H258V213H257V215H254V213H251ZM83 213L85 215H83ZM172 214H175V213L173 212ZM229 214H231L232 216H229ZM72 216H74L73 218H78V219H82L83 216H87V217L89 216L92 221L91 220H88L85 223L84 222H81L80 223L81 225H79V222L78 221H74L72 219ZM44 218H46V219H44ZM68 218H71V219H68ZM16 219H17V221H15ZM22 219L24 220V222H23ZM64 219H68V220H66L68 223H66V221H63ZM78 219H75V220H78ZM97 219L100 221L99 223L96 221ZM173 220H175V216L174 215L171 218V220H169V221L172 222ZM162 222L163 221H159V224H162ZM7 223H9L8 224L9 226L6 225ZM24 225H27V226L24 227ZM76 225H78V226H76ZM86 225H88V226H86ZM110 225H113V229L112 230L107 229V226H110ZM42 226H45L46 228H43ZM18 227H20V228H18ZM47 227L48 228L52 227L50 229H53V233L49 232L48 230H45V229H47ZM63 227L64 228L70 227V228H72V231L69 230V228L66 229L67 231L66 230H63ZM76 227L77 228L79 227L80 229L74 230V228H76ZM98 227H99V230L97 231ZM180 227H182V228H180ZM188 227H190V229ZM226 227H227V229H226ZM126 228H127V231L126 232L122 231L123 229H126ZM228 228H230V230H231V231H229V233H231L229 235L227 234L228 233L227 232L228 231ZM86 229H87V231H86ZM95 229H96V231H94ZM128 229H129V231H128ZM139 229H141V232H140ZM172 229H173V231H172ZM178 229H179V231H178ZM182 229H183V232L180 231ZM188 229H189V231L187 232ZM61 230H63V231H61ZM100 230L102 232L104 231L103 234H102V232H100ZM113 230H115V231H113ZM134 230H136V231H134ZM145 230H146V234H145ZM197 230H200V231H198L199 233L197 232ZM219 230H221V231H219ZM74 231L77 232V235L78 236L77 235H74V234H70V232H74ZM17 233H20V234H17ZM99 233L102 234V235H99ZM141 233H142V235H144L146 237V241L143 240V238L141 236L140 237H137ZM149 233H152V235L154 237L152 235H150ZM182 233L183 234L185 233V234L183 235ZM189 233H190V235H189ZM220 233H222V234H220ZM251 233H253V235ZM8 234H9V237H8ZM131 234H132V237L136 239V242L134 241L135 239H133L132 237H129V236H131ZM135 235H136V237H135ZM173 235H174V237H173ZM237 235H240L241 237H243V236L246 237L248 235H252L254 237L251 240L254 243H251V242L249 243V242H247L245 240L246 242H244V244H245L244 249H246V251H244V249L242 248L243 247V244H242V246L240 245L241 246V248H240V247H238L239 244L238 243L236 244V241H234V242L231 241L230 242L231 244L233 243L232 244L233 247H232L231 244L228 241H226V238L229 239V240H237V239H239V238L236 239ZM27 236H29V237H27ZM59 236H61V237L59 238ZM151 236H152V238H151ZM155 236H156V239L157 240H158V238L160 239V237L161 238L163 237L161 240L164 239L163 242H162V249L160 248V252H159L160 253V256H159V253H158L159 258L158 257L153 258L151 252L141 251L139 249L132 250V248H134L133 242H134L135 245L139 244L140 242L143 245H148L149 244V240H151L152 243L149 244V246H150V245L153 244V240L155 242V240H156L155 239ZM10 237H11V239H10ZM30 237H32V239ZM50 237L52 238V240H51ZM118 237H123V243H124V245H129V246H125L124 247V249H123V253L124 254L122 256L118 254V252L120 253V249L117 250V248L113 244V240L115 238H118ZM230 237H232V238H230ZM57 238H58V241H57ZM137 238H138V240H137ZM256 239H258V240H256ZM142 240H143V242H142ZM147 240H148V244H147ZM161 240H159L160 241V244H161ZM183 240H184V242H183ZM218 240L220 241V239H218ZM68 242H70V243H68ZM93 242L95 243L96 246L94 245ZM130 242H132V243H130ZM144 242H145V244H144ZM185 242H186V245L184 247L183 244ZM192 242H194V241H192ZM125 243H127V244H125ZM172 243H174V244H172ZM200 243L203 244L202 247L203 248H206L205 250H207L206 253L204 251V256H203V254H201V252L198 253L199 252V249L201 251H203L202 250L203 249L202 247H198V245L200 246ZM213 243L216 244L214 247H213ZM234 243L236 245H238V246L235 247V244ZM112 245H114V247ZM227 245L231 246V248H233V249L229 248V246H228L229 249H225V248H227ZM254 245H255V247H254ZM131 246H132V248H131ZM139 246H140V244H139ZM127 247L129 249L131 248V250L127 249ZM144 247L147 248V246H144ZM165 247L166 248L168 247V251H167V249L166 250H163V249H165ZM212 248L213 249L215 248V250L213 251ZM236 248L239 251L237 250V252H235ZM107 249L110 250L111 254L108 253V250ZM113 249L115 251V254L112 253L114 251H111ZM115 249L117 250V252H116ZM187 249L189 250V253L190 254L188 253V250ZM222 249H224V250H222ZM219 251H222V253L221 252L219 253ZM228 251H231V252H228ZM225 252H228V253H225ZM98 253H101L100 254V257L102 256L103 258L102 257L101 258L100 257L97 258L98 255H99ZM107 253L110 255V258L108 257V259H107V255H108ZM133 253H135V254L133 255ZM180 253H183V255H181ZM249 253H251V251ZM196 254L197 255L199 254L198 255L199 260H198V258L196 256ZM220 254H223L225 256L224 257L222 255L223 256V260H222V257H221ZM190 255H191V257H193L192 259H191V257H189ZM201 255L203 257H201ZM134 256L135 257L137 256L138 258L135 259ZM205 256H206V258H208V260H206V263L203 262V261H205ZM247 256L248 255H246L243 259L250 258V257H247ZM78 257H80V259ZM139 257H142V258L143 257H148V258H144V260H143V259H141ZM150 257H152V258H150ZM149 258H150L151 262L149 261ZM181 258L183 259V261L181 260ZM261 258L259 260H256L255 262L253 261L252 264H264V259L262 260ZM224 259H226V260H224ZM103 260H105V261H103ZM83 261H84V263H83ZM158 261H160V263ZM219 261H221V262H219ZM92 262L90 264H92ZM106 262H108V263H106ZM212 262L213 261H211V264H213Z\"/></svg>",
	"mask_w": 264,
	"mask_h": 264
},
{
	"label": "snow or ice",
	"instance_id": "6c2138e0",
	"mask_svg": "<svg viewBox=\"0 0 264 264\" xmlns=\"http://www.w3.org/2000/svg\"><path fill=\"white\" fill-rule=\"evenodd\" d=\"M205 47H207V46H205ZM212 51H213V53H215V49H212ZM214 58L219 59L218 56H215ZM238 95H239V97H242L244 99V101L247 102V105L249 107L255 108V105L253 104V102L251 101V99L248 97V95H247L246 92H240ZM229 98H231V97H229ZM181 103H182V105H186L188 103V101H184V102H181ZM239 106H240V104L237 103V107H239ZM188 110L191 111V112H193V113H195V114L204 115L203 113H196V110H195V107L194 106L191 107V108H189ZM259 119L262 122V127H264V116H260ZM122 231L126 232L127 231V228L126 229H123ZM113 244L115 245V247L117 249H120L119 255L122 256L124 254L123 253V249L125 247V245L123 243V237H118V238L114 239L113 240ZM180 254L183 255V253H180Z\"/></svg>",
	"mask_w": 264,
	"mask_h": 264
}]
</instances>
